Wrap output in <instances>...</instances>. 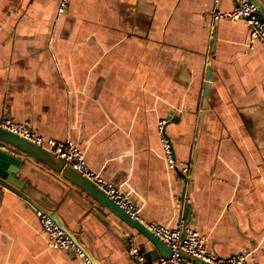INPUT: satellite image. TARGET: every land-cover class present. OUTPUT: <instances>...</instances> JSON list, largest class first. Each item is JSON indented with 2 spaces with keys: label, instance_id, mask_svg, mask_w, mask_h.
I'll use <instances>...</instances> for the list:
<instances>
[{
  "label": "crops",
  "instance_id": "0c3cea01",
  "mask_svg": "<svg viewBox=\"0 0 264 264\" xmlns=\"http://www.w3.org/2000/svg\"><path fill=\"white\" fill-rule=\"evenodd\" d=\"M58 3L0 0V121L73 141L143 222L173 228L184 218L214 255L245 250L248 264H264V44L249 50L242 21L211 18L214 5L228 12L234 0H70L62 14ZM160 118L176 160L191 163L187 182L165 163ZM0 148L22 159L17 176L52 201L98 263L138 264L130 243L146 263L160 258L48 165ZM0 264L83 261L49 248L34 209L0 185Z\"/></svg>",
  "mask_w": 264,
  "mask_h": 264
},
{
  "label": "built area",
  "instance_id": "2783aa9c",
  "mask_svg": "<svg viewBox=\"0 0 264 264\" xmlns=\"http://www.w3.org/2000/svg\"><path fill=\"white\" fill-rule=\"evenodd\" d=\"M217 3V0H215ZM70 0H59L57 11L64 13ZM213 21L218 19H229L242 21L248 27V49L253 50L256 44H264V16H261L257 7L250 0H234V8L228 12L219 11L214 5L211 10ZM168 118H160L156 123V132L160 141L163 157L169 169L178 171L184 181L187 182L190 173L191 163H184L176 160L173 145L166 132ZM0 127L14 133L29 142L42 147L51 154L60 158L64 166H70L81 175L93 182L102 192L114 203L122 208L132 219L142 223L154 236L162 240L170 247V256L159 258L156 261L146 263L139 254L135 245L130 243L129 253L137 260L138 264H248V251H240L229 257L223 258L209 252L204 246L203 238L195 231L186 226L185 219H180L176 226L168 228L156 223H145L140 218V207L126 192L119 189L111 182L104 180L99 174L87 167L84 155L78 146L66 139L56 141L53 139L44 140L35 134L29 122H15L9 116L3 117ZM31 206V205H30ZM32 207V206H31ZM36 212L40 223L41 231L46 235L48 247L65 250L82 259L83 264H93L92 259L84 251L83 247L73 241L70 235L65 232L51 215L45 211L32 207ZM185 253L186 255H183Z\"/></svg>",
  "mask_w": 264,
  "mask_h": 264
},
{
  "label": "water",
  "instance_id": "95a60500",
  "mask_svg": "<svg viewBox=\"0 0 264 264\" xmlns=\"http://www.w3.org/2000/svg\"><path fill=\"white\" fill-rule=\"evenodd\" d=\"M258 9L261 7V0H250ZM209 73L206 76V83L204 87V95H208L209 87ZM202 113H200L201 122ZM0 142L8 143L12 147L18 149L22 153H25L35 159L48 165L54 173H58L66 181L79 187L84 193L95 199L100 205L105 207L108 211L114 214L118 219L126 223L128 226L132 227L136 231L142 233L158 250L159 256L161 258H166L170 256V247L167 246L162 240L154 236L142 223L136 219H132L122 208H120L116 203H114L110 198L106 196L93 182L88 180L86 177L81 175L77 170L70 166H64L63 161L51 154L46 149L39 147L28 140L11 133L0 127ZM22 159L16 155L4 151L0 148V185L13 191L18 196L23 198L32 207L45 211L51 215V217L57 222V224L67 232L73 241L79 244L77 240V235L66 229L61 220L58 218L55 207L52 201L44 199L43 195L38 193L36 189L27 181L20 179L18 174L17 166L15 162L21 163ZM188 208V206H185ZM189 209V208H188ZM186 222V221H185ZM80 245V244H79ZM183 255H186L183 253ZM88 256L92 259L93 264H100L97 260L93 259L89 254ZM200 264L199 260H196Z\"/></svg>",
  "mask_w": 264,
  "mask_h": 264
}]
</instances>
